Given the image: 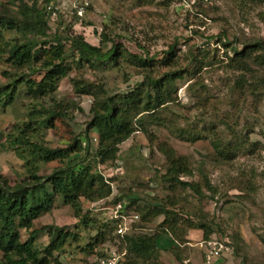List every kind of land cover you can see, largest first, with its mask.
<instances>
[{"label":"rangeland","instance_id":"obj_1","mask_svg":"<svg viewBox=\"0 0 264 264\" xmlns=\"http://www.w3.org/2000/svg\"><path fill=\"white\" fill-rule=\"evenodd\" d=\"M5 1L0 0V4ZM239 1L99 0L81 23L65 15L56 22V30L62 37L70 31L105 51L114 43L135 54L136 61L145 56L144 68L133 66L129 63L133 59L128 58L125 64L116 67L105 65L104 68L95 64H92L94 67H79L69 59L71 78L91 83L95 88L102 86L110 95L137 87L140 82L150 83L168 71L190 70V75L184 74L176 80L171 90L174 100L158 108L159 124L151 122L146 125L144 122L147 134L142 130L134 132L119 145L118 158L113 165L99 166L101 174L114 183L119 193L134 192L137 204L143 199L149 201L152 196L163 201L176 198V207L181 208L177 211L180 214H176L178 222L186 230L182 240H178L180 259H175L169 250L164 249L165 243L169 246L174 244L168 237L160 244L161 264H264V136L261 133L264 125V68L253 66L246 74L249 81L261 82L262 87L257 83V89H233L232 92L230 86L239 71L224 66L225 47L222 45L224 40L238 49L256 40H262L264 44V22L261 19L264 3L242 5ZM103 28L109 37L108 42L101 39ZM170 46L173 50L167 55ZM226 54L232 56L233 52L228 49ZM171 55L173 60L170 61ZM3 70L8 69L1 62V82L5 81L1 75ZM42 75L41 71L33 77L39 79ZM26 97L21 89L10 107L0 109V133L3 136L19 133L25 122L38 114L36 110H42L38 104L40 101ZM53 99L75 107L65 110V116L55 119L54 127L40 129L33 123L30 125L39 129L38 136L43 146L64 148L73 137L81 138L86 132L90 119L86 111L93 103V97L76 96L70 82L63 81ZM43 101L44 108L54 104L48 98ZM77 107L84 108V111ZM15 126L17 129L13 130ZM181 130L185 131L184 138L197 139L192 142L182 139L179 137ZM188 132L192 135H185ZM93 136L96 137L95 131L89 129V137ZM214 139H219L221 144L229 143L230 151H234L233 146L238 144L235 157L227 162L216 157L211 144ZM3 141L5 138L0 139V144ZM161 143L168 144L177 156L186 158L192 176H181L180 180L199 183L201 194L181 187L173 192L168 190L169 184L162 178L167 165L158 149ZM254 143L259 145L254 148ZM91 147L94 149L95 145L91 144ZM89 153L93 152L89 149ZM39 165L38 174L45 176L60 162L54 160L45 164L40 162ZM25 168L24 161L14 151L0 145L2 182L21 180ZM204 177L213 190L208 191L204 186ZM249 184H252V189L247 188ZM46 186L49 188L48 183ZM83 202V213L89 210V218L107 224L105 239L96 249L97 253L119 254L122 251L119 264H140L141 261H133L125 250L119 249L114 222L104 218L107 213L102 207L106 203L101 201L99 205H93ZM102 212L105 216H99ZM188 218L209 226L212 231L209 240L221 242L227 250H223L221 256L206 261V252L199 246L203 239L202 230L187 229ZM161 220L162 216L147 224L139 221L136 229L153 234L158 232L157 225ZM90 224L92 226L93 223ZM47 226L61 227L65 232L78 235L77 241L72 239L65 244L63 253H54L61 264H92L96 254H88L82 247L95 231L91 227L86 231L58 197L50 211L34 222L33 228L38 230L37 248L48 243L49 235L44 229ZM166 237L163 236L164 239Z\"/></svg>","mask_w":264,"mask_h":264},{"label":"trees","instance_id":"obj_2","mask_svg":"<svg viewBox=\"0 0 264 264\" xmlns=\"http://www.w3.org/2000/svg\"><path fill=\"white\" fill-rule=\"evenodd\" d=\"M239 2L242 5H261L264 0ZM261 19L264 22V16ZM49 30L43 9L37 0H6L5 3L0 4V57H4L0 59V63L2 62V65L8 69L3 70L1 74L5 81H0V109L10 107L14 99L19 96L21 89L27 96L26 99L40 101L39 108H42L36 110L38 114L34 113L35 116L25 122V127L19 133L8 134V137L0 133V139L5 138L0 145L14 151L24 161L26 167L25 173L18 181L2 182L3 175L0 174V263L61 264L54 253H63L65 244L72 239L77 241L78 235L65 232L61 227L47 226L44 229H47L49 235L48 243L43 248H37L35 241L38 230L33 228L35 220L50 211L56 197L68 206L86 231L90 230V227L95 231L82 247V250L87 251L88 254L100 255L96 249L105 239L107 224L105 221L89 218V210L83 213V201L97 205L104 201L108 205L122 202L129 206L138 213L139 221L143 224L162 216V220L157 225L158 232L145 234L136 231L137 222L132 221L129 224L131 229L119 236V249L125 250L133 261H141L140 264H161L159 249H162L160 247L162 241L159 239L162 235L171 237L174 242L170 246L165 245L164 249L169 250L175 259H180L181 247L178 240H182L186 230L178 222L179 218L176 214H180L177 211L181 208L176 207V198H166L163 201L152 196L149 201L143 199L137 204L138 199L134 198V192L130 193L127 190L119 193L114 183L101 174L99 166L113 165L118 158L119 145L134 132L142 130L147 134L144 122L146 125L151 122L159 124L158 108L174 100L171 90L176 80L184 74L190 75V70L168 71L150 83L140 82L137 87L132 86L119 91L117 95H110L102 86L95 88L91 83L85 84L76 78H71L69 74L72 68L68 66L70 61L79 67L98 65L104 68L105 65L116 67L125 64L128 58L133 59L129 62L133 66L144 68L145 56L136 61L135 54L127 52L118 44L111 43L109 49L105 51L99 46L86 42L82 36L71 34L70 31L67 36L62 37L58 30L55 32ZM108 38L104 29L101 39L108 42ZM222 45L225 47L224 66L239 71L238 77L230 86L231 91L257 89V83L262 87L261 82L249 81L246 77L253 66L264 68L262 40L246 43L240 49L225 40ZM228 49L233 52L232 56L226 54ZM172 50L173 46H170L166 54H170ZM170 57V61L173 60L172 55ZM171 66L174 67V64ZM41 71L42 77L39 79L33 77ZM63 81L70 82L76 96L93 97V103L86 111L90 115L87 131L93 129L98 140L92 154L89 153L90 137L87 131L81 138L73 137L64 148L51 149L42 145L38 136L39 129L30 125L33 123L40 129L54 127L55 119L65 116V110L75 107L73 104L67 106L68 103H57L53 99V95ZM44 98H48L54 104L44 108ZM77 109L84 111L82 107ZM16 129L15 126L13 130ZM184 132V130L180 131L179 137L182 139L191 142L197 139L190 136L184 138ZM261 133L264 136V125ZM185 135L192 134L188 132ZM211 144L215 149L216 157L222 161L227 162L236 155L238 144L233 146L234 151H230L229 143L221 144L219 139H214ZM258 145V143L253 144L254 148ZM158 149L167 165L162 178L169 184L168 190L173 192L181 187L192 189L198 195L201 194L199 183L180 180L181 176H192L186 158L177 156L166 143L159 144ZM54 160L60 162L58 167L45 176L38 174L40 162L45 164ZM202 182L208 191L213 190L207 177H204ZM47 183L49 188L46 186ZM251 186L252 184H249L247 188L252 189ZM100 215L104 216L103 212ZM188 219L190 222L187 224V229L202 230V240L209 239L212 234L209 226L204 222ZM90 222L93 223V227Z\"/></svg>","mask_w":264,"mask_h":264},{"label":"built area","instance_id":"obj_3","mask_svg":"<svg viewBox=\"0 0 264 264\" xmlns=\"http://www.w3.org/2000/svg\"><path fill=\"white\" fill-rule=\"evenodd\" d=\"M97 0H56V6L53 5L52 0L46 6V15H48L49 26L51 30L55 29V22L58 19V12L70 18L77 19V23H81L87 9L93 5ZM106 209L108 218L115 221L114 231L116 235H122L129 229V224L132 221H137L139 215L131 209H128L122 202H117L114 205L102 207ZM200 247L204 248V256L206 261L221 256L223 250L227 247L221 242L215 240H205L200 242ZM119 254H107L105 251L96 255L92 264H118Z\"/></svg>","mask_w":264,"mask_h":264},{"label":"clouds","instance_id":"obj_4","mask_svg":"<svg viewBox=\"0 0 264 264\" xmlns=\"http://www.w3.org/2000/svg\"><path fill=\"white\" fill-rule=\"evenodd\" d=\"M38 1V4H40V6L42 7V9H43V12H44V14H45V18H46V20H47V24L49 23V20H48V15H46V6L52 1V0H37ZM99 0H97V1H95L94 3H93V5L92 6H90L88 9H87V11L85 12V15H84V17H86V13L87 12H89L90 10H92V9H94V7H95V3L96 2H98ZM56 4H57V2H56V0H54V3H53V5L54 6H56ZM63 16V14L62 13H60V12H58V19H59V17L60 16ZM83 17V18H84ZM57 19V20H58ZM71 19H73V21H76L77 22V19H75V18H71ZM57 20H56V22H57ZM56 22H55V29L54 30H51V27L49 26V24H48V26H49V32H55L56 31V28L58 27L57 25H56ZM71 34H73L72 32H70ZM95 35H97L96 33H95ZM86 131H87V126H86ZM85 133V132H84ZM84 133H83V135H84ZM87 133L89 134V130L87 131ZM82 135V136H83ZM97 142H98V140H97V135H96V137L95 136H93L92 138H90V151H92L93 152V148L91 147V144H94L95 145V147H96V145H97ZM83 144H84V140H83V142H82ZM95 149V148H94ZM93 205H94V203H92ZM116 204V203H115ZM114 205V204H113ZM108 207V206H111V205H106V204H104L103 205V207ZM125 206H127V205H125ZM128 207V209H131L129 206H127ZM132 210V209H131ZM107 211L108 210H106V213H107ZM135 212V211H134ZM137 213V212H136ZM138 214V213H137ZM104 216H105V214H104ZM108 218V215L107 216H105L104 218ZM109 219V218H108ZM110 221H113L114 222V228H115V221L114 220H111V219H109ZM136 222H139V219L136 221ZM131 229V226H129V229L127 230V231H129ZM136 229V228H135ZM137 230V229H136ZM126 231V232H127ZM116 238V240L118 241V238H119V235H117V237H115ZM207 240H209V239H207ZM211 240V239H210ZM202 241H205V240H202ZM201 242V241H200ZM103 244V243H102ZM102 246V245H101ZM200 246V245H199ZM205 251V250H204ZM120 254V253H119ZM205 257V256H204ZM119 264V263H118Z\"/></svg>","mask_w":264,"mask_h":264},{"label":"crops","instance_id":"obj_5","mask_svg":"<svg viewBox=\"0 0 264 264\" xmlns=\"http://www.w3.org/2000/svg\"><path fill=\"white\" fill-rule=\"evenodd\" d=\"M167 238H168V236H167L165 239H164L163 236H162L160 239H161V241H163V240H167ZM165 245L168 246L169 244H168V243H165Z\"/></svg>","mask_w":264,"mask_h":264}]
</instances>
